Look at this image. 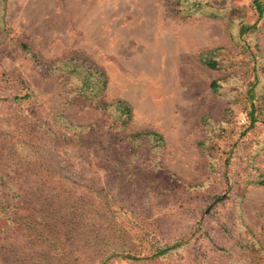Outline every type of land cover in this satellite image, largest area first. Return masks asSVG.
Segmentation results:
<instances>
[{
  "label": "rangeland",
  "instance_id": "obj_1",
  "mask_svg": "<svg viewBox=\"0 0 264 264\" xmlns=\"http://www.w3.org/2000/svg\"><path fill=\"white\" fill-rule=\"evenodd\" d=\"M256 18L251 0H0V171L32 145L80 168L52 139L64 132L56 111L75 124L102 116L66 101L59 62L78 55L105 71L106 100L131 104L125 133L163 136L160 149L81 166L134 229L186 242L149 264H264V17L240 30ZM207 50L217 68L200 61Z\"/></svg>",
  "mask_w": 264,
  "mask_h": 264
},
{
  "label": "trees",
  "instance_id": "obj_2",
  "mask_svg": "<svg viewBox=\"0 0 264 264\" xmlns=\"http://www.w3.org/2000/svg\"><path fill=\"white\" fill-rule=\"evenodd\" d=\"M251 5L257 18L254 23L241 22L242 32L256 28L264 17V0H251ZM21 51L40 62L29 44L22 43ZM213 52L203 51L199 59L217 68ZM59 69L70 84L63 88L67 102L102 111L101 119L89 124H75L62 111L53 115L57 127L64 130L58 136L52 131L54 144L77 152L79 165L94 166L92 156H101L100 162H115V150L130 153L145 148L149 152L163 146V136L156 130L125 133L133 109L126 100L104 98V70L78 55L63 58ZM255 109L251 104V122L257 120ZM18 158L21 162L0 171V264H110L114 259L149 264L186 243L182 239L160 243L156 234L134 229V222L116 214L110 190L98 187L85 167L74 168V161L67 171L58 169L35 145L22 150Z\"/></svg>",
  "mask_w": 264,
  "mask_h": 264
}]
</instances>
